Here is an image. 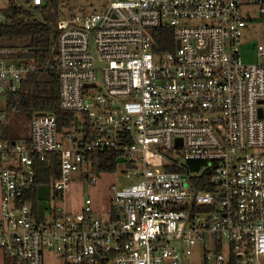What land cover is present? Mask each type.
Masks as SVG:
<instances>
[{
    "label": "built area",
    "instance_id": "built-area-1",
    "mask_svg": "<svg viewBox=\"0 0 264 264\" xmlns=\"http://www.w3.org/2000/svg\"><path fill=\"white\" fill-rule=\"evenodd\" d=\"M50 1L0 6V23L12 4ZM75 1L61 5L53 63L24 56L35 43L0 42V93L46 72L57 91L33 110L29 141L5 137L0 112V264H45L47 251L63 264H264V61L242 56L264 0ZM162 27L175 39L165 51ZM56 109L75 125L61 132ZM99 151L120 153L132 180L112 184L105 217L91 197L72 207L73 173L97 181ZM49 154L59 174L40 216L37 161Z\"/></svg>",
    "mask_w": 264,
    "mask_h": 264
},
{
    "label": "trees",
    "instance_id": "trees-1",
    "mask_svg": "<svg viewBox=\"0 0 264 264\" xmlns=\"http://www.w3.org/2000/svg\"><path fill=\"white\" fill-rule=\"evenodd\" d=\"M72 2L74 0H51L45 6L25 7L20 5H10L7 8L8 18L0 23V36L7 37L1 40L10 44L35 43L32 47H39L35 51L28 48L24 53L28 59L35 58L37 66L42 68L47 65L50 59H54L56 54L55 42L57 38L56 24L59 17V11L63 2ZM155 45L157 50L165 51L174 47L173 28L162 27L153 30ZM0 40V41H1ZM20 42V43H19ZM44 75V74H42ZM42 75L36 83L34 74L30 75L28 83L30 86L35 83L38 86L43 85ZM27 89V87H26ZM24 94L21 92H12L8 94V107L11 109H20L23 106L22 99ZM58 129L63 132L75 125L77 113L73 110L56 109L54 111ZM33 110H29V116L32 117ZM30 134V132H29ZM29 134L24 138L30 140ZM5 137H14L8 126L5 128ZM121 154L114 151H99L91 154L93 169L100 174L101 172H115L118 169V162ZM60 158L56 154H49L45 160L37 161L36 184H49L53 178L59 174Z\"/></svg>",
    "mask_w": 264,
    "mask_h": 264
},
{
    "label": "rangeland",
    "instance_id": "rangeland-1",
    "mask_svg": "<svg viewBox=\"0 0 264 264\" xmlns=\"http://www.w3.org/2000/svg\"><path fill=\"white\" fill-rule=\"evenodd\" d=\"M25 2L26 0H0V6H6L11 3ZM107 0H76L78 5L87 6L88 3L95 5L102 4ZM256 19L249 21L247 28L243 32L242 39V56L246 62H263L264 58L258 54V45H264V17L254 11ZM4 42V41H3ZM6 42V41H5ZM20 43V42H19ZM19 45V44H18ZM23 48V46H20ZM36 76V83L42 75L43 85L34 84L23 90V106L20 109H11L8 107V95L0 93V112L6 114L5 124L18 140H23L30 132L31 117L29 110H42L52 108L57 103V91L52 89L53 74L46 72ZM54 88V86H53ZM51 106V107H50ZM37 111V110H36ZM35 113V112H33ZM68 146V142L65 141ZM126 170V164L123 158L119 159L118 169L115 172L96 173L98 179L94 183L90 182L86 177H83L78 172L73 173L72 183V207L78 206L86 197H91L94 202L96 214L100 217H105L110 210L111 186L116 183L119 186L130 183L132 180L125 181L123 173ZM50 187L42 184L38 189V206H40V216L45 214V209L48 205H52L54 200L50 198ZM194 264H201L200 258L194 254ZM45 264H63L62 258L58 257L55 251H47L45 255Z\"/></svg>",
    "mask_w": 264,
    "mask_h": 264
},
{
    "label": "water",
    "instance_id": "water-1",
    "mask_svg": "<svg viewBox=\"0 0 264 264\" xmlns=\"http://www.w3.org/2000/svg\"><path fill=\"white\" fill-rule=\"evenodd\" d=\"M178 45H179V43H178ZM30 49L37 51V50H39L40 48H39V47H32V46H31ZM42 113H44V112H39L38 114H42Z\"/></svg>",
    "mask_w": 264,
    "mask_h": 264
},
{
    "label": "bare ground",
    "instance_id": "bare-ground-1",
    "mask_svg": "<svg viewBox=\"0 0 264 264\" xmlns=\"http://www.w3.org/2000/svg\"><path fill=\"white\" fill-rule=\"evenodd\" d=\"M0 42L4 43L3 40H1ZM5 43H6V42H5ZM7 43H9V42H7ZM9 44H10V43H9Z\"/></svg>",
    "mask_w": 264,
    "mask_h": 264
},
{
    "label": "crops",
    "instance_id": "crops-1",
    "mask_svg": "<svg viewBox=\"0 0 264 264\" xmlns=\"http://www.w3.org/2000/svg\"><path fill=\"white\" fill-rule=\"evenodd\" d=\"M53 85V84H52ZM52 87V86H51Z\"/></svg>",
    "mask_w": 264,
    "mask_h": 264
}]
</instances>
